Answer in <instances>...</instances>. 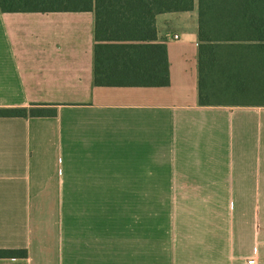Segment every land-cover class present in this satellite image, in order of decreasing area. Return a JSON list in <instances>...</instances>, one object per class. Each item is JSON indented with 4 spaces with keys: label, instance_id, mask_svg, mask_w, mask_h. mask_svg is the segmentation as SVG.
Segmentation results:
<instances>
[{
    "label": "crops",
    "instance_id": "0c3cea01",
    "mask_svg": "<svg viewBox=\"0 0 264 264\" xmlns=\"http://www.w3.org/2000/svg\"><path fill=\"white\" fill-rule=\"evenodd\" d=\"M155 26L169 85L99 87L92 12L0 10V109L55 112L0 117V264H264V106H200L196 12Z\"/></svg>",
    "mask_w": 264,
    "mask_h": 264
},
{
    "label": "trees",
    "instance_id": "16d2710c",
    "mask_svg": "<svg viewBox=\"0 0 264 264\" xmlns=\"http://www.w3.org/2000/svg\"><path fill=\"white\" fill-rule=\"evenodd\" d=\"M3 13L92 12L94 84L166 87V47L156 17L195 11L200 106H264V0H0ZM51 110L0 109V117L54 116ZM25 250H0L24 258Z\"/></svg>",
    "mask_w": 264,
    "mask_h": 264
},
{
    "label": "built area",
    "instance_id": "2783aa9c",
    "mask_svg": "<svg viewBox=\"0 0 264 264\" xmlns=\"http://www.w3.org/2000/svg\"><path fill=\"white\" fill-rule=\"evenodd\" d=\"M174 38L177 39L178 37L177 36H174ZM254 262H255L254 259L248 260V263L249 264H253Z\"/></svg>",
    "mask_w": 264,
    "mask_h": 264
}]
</instances>
